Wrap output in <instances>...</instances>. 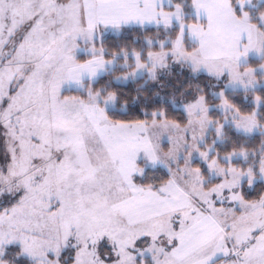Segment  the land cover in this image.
<instances>
[{"label": "rangeland", "instance_id": "rangeland-1", "mask_svg": "<svg viewBox=\"0 0 264 264\" xmlns=\"http://www.w3.org/2000/svg\"><path fill=\"white\" fill-rule=\"evenodd\" d=\"M192 1L189 22L178 6L177 23L153 26L178 30L160 44L167 49L148 54L171 52L167 63L192 66L187 53L197 46L195 30L203 31L192 22L218 27L212 5L227 0ZM231 1L234 15L258 30L262 56L264 11L257 10L264 0ZM63 3L0 0V254L18 247L34 264H264V195L246 201L240 189L264 183V159L256 176L252 165L239 164L249 161L246 151L211 157L224 125L250 136L264 134V124L233 112L222 92L221 125L212 124L202 97L173 102L187 114L183 126L163 113L110 121L114 94L94 92L90 83L115 67L123 71L116 82H157L168 66L164 57L120 52L103 58L106 70L92 77L94 62L86 61L103 57L102 37L120 30L91 22L84 2ZM245 70L229 65L225 88L264 87V63ZM160 171L162 184L142 185Z\"/></svg>", "mask_w": 264, "mask_h": 264}, {"label": "trees", "instance_id": "trees-1", "mask_svg": "<svg viewBox=\"0 0 264 264\" xmlns=\"http://www.w3.org/2000/svg\"><path fill=\"white\" fill-rule=\"evenodd\" d=\"M173 1L181 7L185 15L184 20L189 22V20L193 19L190 15L192 0ZM232 3L233 0L231 1ZM257 11L259 13L264 11V3L259 4ZM235 13L237 14V11ZM251 22L256 23L257 19H252ZM177 28L175 25L169 31L161 27L121 28L117 35L110 34L102 37L101 45L106 51L103 58L110 60L112 55L120 52L127 54L137 52L141 53L142 61H146V56L149 52H159L169 47V44H164L161 49L160 44L167 37L175 36ZM259 28L262 30L264 41V26ZM261 63H264V44L262 56L258 59H250L240 69L245 70ZM168 70V72L159 77L157 82H150L147 77L143 76L122 84L116 82L115 78L123 71L115 67L112 71L97 78L90 84L94 92L99 91L102 95L114 94L116 109L107 112L108 119L114 123H138L151 119L155 113H163L166 120L183 126L188 122L187 114L180 107L174 108L173 102L178 103L179 106L202 97L205 105L211 109L208 112V117L212 124L215 126L221 125L225 115L221 114L217 109L221 100L216 95L222 92L224 102L233 112L241 116H252L257 123L264 124V87L256 90H229L225 88L226 76L225 79L220 80L205 73L194 72L190 66L186 65L178 67L171 64L168 66ZM257 101L258 104H256ZM210 136L213 138L207 137L208 146L211 144L209 141L211 139L214 141L216 137L213 132ZM220 137L222 141L216 142L212 146L211 157H217L218 160H222L233 152L240 154L241 151H246L250 154L249 161L239 164L243 168H248V166L252 165L254 175L257 176L258 165L261 163V159H264V134L245 135L238 133L229 124L222 127ZM153 176L155 180H146L143 184L140 183L145 186L155 187L156 184L159 186L167 178L161 171L154 173ZM240 189L246 201L260 200L264 195V183L262 181L254 183L253 186L244 183ZM4 262L7 264H34L31 259L21 254V250L18 247H9L4 253L0 254V264Z\"/></svg>", "mask_w": 264, "mask_h": 264}, {"label": "crops", "instance_id": "crops-1", "mask_svg": "<svg viewBox=\"0 0 264 264\" xmlns=\"http://www.w3.org/2000/svg\"><path fill=\"white\" fill-rule=\"evenodd\" d=\"M63 1L65 2L63 6L69 2V0ZM78 2L80 5L81 2L85 3L86 18L91 15V22L94 21L96 25H100L104 30L107 29L108 32L120 30L122 27H167L177 23L178 15L180 18L182 15L181 10L173 0H78ZM212 10L220 21L219 26L216 27V23L210 29L205 27L203 19L196 17L199 20L192 22V25L200 26L203 31L197 34L195 30L196 38L194 39L197 46L187 54L192 55L191 68L194 66V69L198 70L196 67L200 62L201 70L199 71L201 73L212 77H221L227 75L226 71L229 65L240 69L241 66L248 63L251 57L259 58L262 41L258 30L253 25L247 22L244 17L237 18L234 15L230 0L226 1V6L212 5ZM95 24H91V26L93 27ZM155 54L157 53L148 54L147 59L149 56L164 57L166 66L171 65V63H167L171 56H168L165 51ZM86 62H94L91 68V76L94 77V75H100L106 70L109 61L98 56ZM209 66H213L216 71L207 70L206 67ZM149 67H151L150 64ZM243 72L246 70L240 73ZM78 77L86 78L84 75ZM177 190L176 188L175 191Z\"/></svg>", "mask_w": 264, "mask_h": 264}]
</instances>
